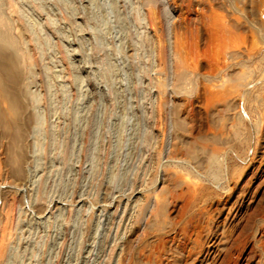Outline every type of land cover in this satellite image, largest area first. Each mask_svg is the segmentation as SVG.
<instances>
[{"label": "rangeland", "instance_id": "1", "mask_svg": "<svg viewBox=\"0 0 264 264\" xmlns=\"http://www.w3.org/2000/svg\"><path fill=\"white\" fill-rule=\"evenodd\" d=\"M0 264H264V0H0Z\"/></svg>", "mask_w": 264, "mask_h": 264}]
</instances>
